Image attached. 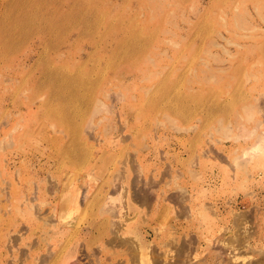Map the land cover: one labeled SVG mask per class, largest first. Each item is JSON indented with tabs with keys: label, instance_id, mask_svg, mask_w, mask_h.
<instances>
[{
	"label": "rangeland",
	"instance_id": "1",
	"mask_svg": "<svg viewBox=\"0 0 264 264\" xmlns=\"http://www.w3.org/2000/svg\"><path fill=\"white\" fill-rule=\"evenodd\" d=\"M263 114L264 0H0V264H263Z\"/></svg>",
	"mask_w": 264,
	"mask_h": 264
},
{
	"label": "bare ground",
	"instance_id": "2",
	"mask_svg": "<svg viewBox=\"0 0 264 264\" xmlns=\"http://www.w3.org/2000/svg\"><path fill=\"white\" fill-rule=\"evenodd\" d=\"M258 107H259V106H258ZM260 111H261V110H260ZM260 111H259V112H260ZM259 112H258V113H259ZM261 115H262V114H261ZM263 115H264V114H263ZM263 119H264V118H263ZM263 121H264V120H263ZM261 122H262V121H261ZM258 123H259V122H258ZM261 124H263V123H261ZM261 124H260V125H261ZM260 125H259V127H260ZM257 128H258V127H257ZM254 130H255V129H254ZM252 131H253V130H252ZM263 132H264V131H263ZM247 133H248V132H247ZM252 133L254 134V132H252ZM261 133H262V132H261ZM261 133H260V134H261ZM242 134H243V133H242ZM248 134H250V133H248ZM255 134H256V133H255ZM260 134H259V135H260ZM262 135H263V134H262ZM241 137H242V136H241ZM253 137H254V136H253ZM258 137H261V135L258 136ZM239 139H240V138H239ZM241 139H242V138H241ZM257 139H258L259 141H260V139H261V142H260V145H261V146H258L257 144L254 143V144L256 145V146H253V147H252V148H255V149H253V150H254V153H255V151L257 150V148L259 149V147H260L262 150H264V149H263L264 145L261 144L262 142L264 143V137H263V139H262V138H257ZM257 139H255V140L258 141ZM237 140H238V139H237ZM256 141H255V142H256ZM259 141H258V142H259ZM262 145H263V146H262ZM259 151H260V149H259ZM261 152H262V151H261ZM256 153H257V156H258V154H260V152L258 153V151H257ZM263 153H264V152H263ZM249 154H250V152H249ZM252 155H253V154H252ZM246 156H247V155H246ZM249 156H250V155H249ZM247 157H248V156H247ZM248 158H249V157H248ZM243 160H244V159H243ZM240 163H241V162H240ZM242 163H243V162H242ZM242 163H241V164H242ZM244 163H245V162H244ZM238 166H239V164H238ZM241 166H243V165H241ZM122 174H123V173H122ZM120 179H121V178H120ZM118 181H119V180H118ZM122 182H123V181H122ZM144 188H145V187H144ZM152 192H153V191H152ZM126 194H127V193H126ZM142 197H143V196H142ZM137 198H138V197H137ZM140 198H141V197H140ZM143 199H144V198H142V200H143ZM146 199H147V198H146ZM137 200H138V199H137ZM154 200H155V199H154ZM180 200H181V199H180ZM140 201H141V200H140ZM143 201H145V199H144ZM181 201H182V200H181ZM183 201H184V200H183ZM122 202H123V201H122ZM178 202H179V201H178ZM107 204H108V203H107ZM121 207H122V206H121ZM105 209H106V208H105ZM109 209H110V208H109ZM114 209H115V207H114ZM118 209H119V208H118ZM120 210H121V209H120ZM105 211H106V210H105ZM113 211H114V210H113ZM124 211H125V210H124ZM103 212H104V211H103ZM111 212H112V211H111ZM126 213H127V212H126ZM121 215H122V214H121ZM245 215H246V214H245ZM113 216H114V215H113ZM236 217H237V216H236ZM135 218H136V217H135ZM241 218H242V216H241ZM241 218L238 217L237 220H238V219L240 220ZM115 220H116V219H115ZM242 220H244V218H243ZM242 220H241V221H242ZM239 222H240V221H238V224L240 225ZM246 222H248V221L246 220L245 223H246ZM241 223H242V222H241ZM113 225H114V224H113ZM118 225H119V224H118ZM235 225H237V222L235 223ZM239 225H238V226H239ZM241 225H242V224H241ZM241 225H240V226H241ZM131 226H132V225H131ZM131 226H130V227H131ZM123 227H125V226H123ZM114 228H115V226H114ZM112 231H113V230H112ZM132 232H133V231H131V233H132ZM115 233H116V232H115ZM237 236H238V235H237ZM240 237H241V236H240ZM114 238H115V237H114ZM237 238H239V237H237ZM124 240H125V239H124ZM124 240H123V241H124ZM235 240H236V239H235ZM235 240H231V241H234V244H235V242H236V244H235L236 246H235V245H233V246L231 245V246L234 247V248L237 247V248H235L234 251H235V252H236V251H238V252L241 251V252H242L243 250H245V248H244V240H241V239H238L237 241H235ZM125 241H126V240H125ZM129 241H130V240H129ZM134 241H135V240H134ZM170 241H171V240H170ZM115 242H116V241H115ZM117 242H118V241H117ZM222 242H223V241H222ZM124 243H125V242H124ZM128 243H129V242H128ZM128 243H127V246H128ZM226 243H227V242H226ZM226 243H225V245H227V244L229 245V243L231 244L230 241H229L227 244H226ZM187 244H188V243H187ZM193 244H194V243H193ZM237 244H239V245H238L239 247L237 246ZM241 244H242V246H241ZM119 245H120V244H119ZM138 245H139V244H138ZM214 245H215V244H214ZM219 245H221V244L219 243ZM168 246H169V249H170V248H171L170 245H167V247H168ZM222 246H223V244H222ZM231 246H228V247H231ZM132 247H134V246H132ZM219 247H220V246H219ZM223 247H224V246H223ZM223 247H222V248H223ZM245 247H246V246H245ZM247 247H248V245H247ZM137 248H138V250H139L138 252L140 253V256H139V258H140V264H172V260H173V257H174V256L171 255V254H169L170 252H169V253H165V254H164V255H165V256H164V259L162 260V262H159L160 258H159L158 261H156V260L158 259V258H157L158 255H157L156 259H155V258L152 259V257L150 258V256H148V255H147L148 258H146V254H145L144 251H143V249H144V248H143V244H140V246L137 247ZM177 248H178V247H177ZM179 248H180V247H179ZM182 248H183V247H182ZM220 248H221V247H220ZM222 248H221V249H222ZM224 248L226 249V247H224ZM224 248H223V249H224ZM147 249H148V248H147ZM183 249H184V248H183ZM189 249H190V248H189ZM231 249H232V248H231ZM231 249H229V250H231ZM133 250H134V249H133ZM176 250H177V249H176ZM184 250H185V249H184ZM136 251H137V250H136ZM169 251H170V250H169ZM171 251H172V250H171ZM177 251H178V250H177ZM177 251H176V252H177ZM220 251H221V250H220ZM131 252H132V251H131ZM173 252H174V251H173ZM178 252H179V251H178ZM217 252H218V251H217ZM232 252H233V250H232ZM232 252H231V255H232ZM235 252H233V254H234ZM241 252H240V253H241ZM139 253H138V255H139ZM180 253H182V252H180ZM180 253H177V257H179V259H180V257L182 256V255H180ZM220 253H221V252H220ZM220 253H218V255H219ZM227 253H228V252H227ZM260 253H261V252H260ZM147 254H149V253L147 252ZM191 254H192V253H191ZM244 254H245V253H244ZM154 255H155V254H154ZM154 255H153V257H154ZM223 255H224V254H223ZM151 256H152V255H151ZM161 257H162V256H161ZM175 257H176V255H175ZM182 257H183V256H182ZM184 257H185V256H184ZM233 257H234V256H231V257H229V258H230V259H234ZM137 258H138V256H137ZM226 258H227V257H226ZM175 259H176V258H175ZM183 259H185V258H182V262L184 263ZM237 259L239 260V259H241V258L237 257ZM237 259H236V260H237ZM136 260H137V259H136ZM145 260H148V263H145ZM153 260H154V261H153ZM176 260H178V259H176ZM176 260H175V261H176ZM243 260H245V259H241L240 261L243 262ZM175 261H173V263H174ZM180 261H181V260H180ZM97 263H98V262H97ZM174 264H175V263H174ZM186 264H187V263H186ZM189 264H190V263H189ZM263 264H264V263H263Z\"/></svg>",
	"mask_w": 264,
	"mask_h": 264
}]
</instances>
